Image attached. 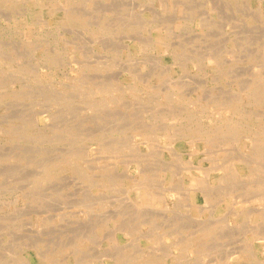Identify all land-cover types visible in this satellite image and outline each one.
<instances>
[{
    "label": "rangeland",
    "instance_id": "374dc122",
    "mask_svg": "<svg viewBox=\"0 0 264 264\" xmlns=\"http://www.w3.org/2000/svg\"><path fill=\"white\" fill-rule=\"evenodd\" d=\"M0 14V264L37 250L264 264V0H0ZM189 173L206 201L192 205ZM142 188L163 204H139ZM252 202L263 214L233 216Z\"/></svg>",
    "mask_w": 264,
    "mask_h": 264
},
{
    "label": "bare ground",
    "instance_id": "6f19581e",
    "mask_svg": "<svg viewBox=\"0 0 264 264\" xmlns=\"http://www.w3.org/2000/svg\"><path fill=\"white\" fill-rule=\"evenodd\" d=\"M14 1H16V0H14ZM27 1V0H26ZM161 1V0H160ZM18 2V1H17ZM16 2V3H17ZM45 3V2H44ZM47 7V6H46ZM45 8V7H44ZM24 9H26V8H24ZM28 9V8H27ZM39 9V8H38ZM59 9V8H58ZM61 9V8H60ZM74 9V8H73ZM37 10V9H36ZM27 11V10H26ZM34 11V10H33ZM110 11V10H109ZM42 12V11H41ZM46 12V11H45ZM44 12V13H45ZM29 13V12H28ZM32 13V12H31ZM35 13V12H34ZM33 13V14H34ZM1 15V14H0ZM60 17V16H59ZM9 18V17H8ZM26 18V17H25ZM28 18V17H27ZM62 18H64V17H62ZM25 20V19H24ZM23 20V21H24ZM41 20V19H40ZM66 20H69V21H71V20H74V17H72V16H66ZM26 21V20H25ZM32 21V20H31ZM75 21V20H74ZM34 22V21H33ZM38 23V22H37ZM205 24V23H204ZM16 27H18V26H16ZM152 42V41H151ZM150 42V43H151ZM154 44V43H153ZM1 45V44H0ZM147 47V46H146ZM5 49V48H4ZM0 53H2V51L0 52ZM5 54H6V52H5ZM4 54V55H5ZM7 55V54H6ZM5 57V56H4ZM8 57V56H7ZM8 58H10V57H8ZM2 60V59H1ZM204 60V59H203ZM9 61V60H8ZM56 61V60H55ZM65 62V61H64ZM7 63V62H6ZM52 64V63H51ZM216 65V64H215ZM5 66V65H4ZM12 66V65H11ZM0 67H3L2 65L0 66ZM13 69V68H12ZM20 69V68H19ZM57 69V68H56ZM18 70V69H17ZM74 70V69H73ZM20 71H23V70H20ZM26 72H28L27 70H25ZM9 72V71H8ZM10 73V72H9ZM12 73V72H11ZM17 73V72H16ZM20 73V72H19ZM18 73V74H19ZM21 74H23V73H21ZM20 74V75H21ZM75 74V73H74ZM5 75V74H4ZM19 75V76H20ZM6 77V76H5ZM5 77H4V79H5ZM24 77H27V75L26 76H24ZM23 77V78H24ZM7 78V77H6ZM19 78V77H18ZM28 78V77H27ZM26 78V79H27ZM3 79V80H4ZM2 80V81H3ZM10 80H13V79H10ZM24 80V79H23ZM73 80H75V79H73ZM7 81V80H6ZM14 81H16V80H14ZM72 81V80H71ZM78 81V80H77ZM76 81V82H77ZM4 82V81H3ZM75 82V81H74ZM109 82V81H108ZM144 82V81H143ZM78 83H79V81H78ZM7 85V84H6ZM71 85V84H70ZM1 86V85H0ZM9 86V85H8ZM7 86V87H8ZM21 86V85H20ZM70 87V86H69ZM68 87V88H69ZM134 87V86H133ZM71 88H72V86H71ZM78 88H80V87H78ZM5 89H7V88H5ZM12 89V88H11ZM63 89H64V86H63ZM77 89V88H76ZM172 89V88H171ZM3 90V89H2ZM8 90V89H7ZM75 90V89H74ZM114 90V89H113ZM20 91V90H19ZM115 91V90H114ZM175 91V90H174ZM72 92V91H71ZM70 92V93H71ZM119 92V91H118ZM118 92H116L115 91V93H118ZM82 93V92H81ZM170 93V92H169ZM104 94V93H103ZM87 95V94H86ZM86 95L84 94V96H85V100H86ZM93 95V94H92ZM105 95V94H104ZM54 96V95H53ZM72 97H73V95H71ZM94 96V95H93ZM170 96V95H169ZM168 96V97H169ZM230 96V95H229ZM80 97V96H79ZM101 97V96H100ZM153 97V96H152ZM171 97V96H170ZM232 97V96H231ZM236 97V96H235ZM66 98H69V97H66ZM83 98V97H82ZM112 98V97H111ZM70 99H71V97H70ZM76 99V98H75ZM113 99V98H112ZM172 99V98H171ZM71 100H73V99H71ZM79 100V99H78ZM88 100V99H87ZM184 100V99H183ZM72 102V101H71ZM227 102V101H226ZM104 103V102H103ZM224 103V102H223ZM85 104H87V102L85 103ZM89 104V103H88ZM100 105V104H99ZM142 105V104H141ZM92 106V105H91ZM105 106H107L106 104H105ZM227 106H228V108H230V109H234L236 106H235V103H233V102H229V103H227ZM101 107V106H100ZM172 107V106H171ZM184 107V106H183ZM102 108V107H101ZM171 109V108H170ZM88 110V109H87ZM81 111V110H80ZM191 113V112H190ZM206 113V112H205ZM174 115V114H173ZM200 115V114H199ZM217 115H218V112H217ZM67 116V115H66ZM109 116V115H108ZM180 116V115H179ZM188 116V115H187ZM213 116V115H212ZM220 116V115H219ZM235 116V115H234ZM191 117V116H190ZM9 118V117H8ZM24 118H25V116H24ZM71 118V117H70ZM175 118V117H174ZM182 119H183V117H182ZM189 119V118H188ZM209 119H211V118H209ZM173 121V120H172ZM180 121V120H179ZM114 122V121H113ZM1 123V122H0ZM4 123H6V122H4ZM8 123V122H7ZM234 123V122H233ZM57 124V123H56ZM78 124V123H77ZM130 124V123H129ZM172 124V123H171ZM79 125V124H78ZM174 125V124H173ZM228 125V124H227ZM207 126V125H206ZM175 127V126H174ZM12 128V127H11ZM177 128V127H176ZM186 128V127H185ZM188 128V127H187ZM107 129V128H106ZM2 130V129H1ZM1 130H0V134H1ZM183 130V129H182ZM210 130V129H209ZM209 130H207V131H209ZM228 130H230L229 128H228ZM16 131V130H15ZM216 131V130H215ZM214 131V132H215ZM6 132H8V131H6ZM60 132V131H59ZM69 132V131H68ZM178 132V131H177ZM202 132V131H201ZM204 133H206V132H204ZM7 134V133H6ZM2 135V134H1ZM10 135V134H9ZM15 135V134H14ZM65 135V134H64ZM180 135H181V133H180ZM179 134H177V136H175V138H177V137H179L180 136ZM189 135V134H188ZM193 135V134H192ZM11 136V135H10ZM83 136H84V134H83ZM191 136V135H190ZM62 137V136H61ZM82 137V136H81ZM181 137V136H180ZM184 137H185V135H184ZM76 138V137H75ZM187 138V137H186ZM4 139V138H3ZM78 139H80L79 137H78ZM114 140V139H113ZM183 141V140H182ZM195 141H197V140H195ZM204 141V140H203ZM207 141V140H206ZM96 142V141H95ZM98 142H100V141H98ZM187 142V141H186ZM193 142V141H192ZM209 142H210V140H209ZM175 143V142H174ZM207 143V142H206ZM241 143V142H240ZM102 144V143H101ZM104 144V143H103ZM120 144V143H119ZM184 144V143H183ZM192 145H193V143H191ZM116 145V144H115ZM135 145V144H134ZM137 145V144H136ZM242 145H243V143H242ZM109 147V146H108ZM117 147V146H116ZM122 147V146H121ZM173 147V145L171 146V148ZM191 147V146H190ZM189 147V148H190ZM207 147V144H206V146H205V148ZM244 147V146H243ZM98 148V147H97ZM120 148V147H119ZM99 149V148H98ZM97 149V150H98ZM175 149H176V147H175ZM105 150V149H104ZM120 150V149H119ZM108 151V150H107ZM168 151V150H167ZM174 151V150H173ZM176 151H177V149H176ZM194 151V150H193ZM99 152V151H98ZM130 152L131 151H129V154H130ZM160 152V151H159ZM175 152V151H174ZM179 152V151H178ZM172 153V152H171ZM173 154V153H172ZM191 154V153H190ZM103 155V154H102ZM246 155V154H245ZM71 156H74V155H71ZM101 156V155H100ZM126 156V155H125ZM73 158V157H72ZM56 159V158H55ZM190 160V159H189ZM48 161V160H47ZM64 161H65V159H64ZM69 161V160H68ZM92 161H94V160H92ZM243 160H241V162H242ZM55 162V161H54ZM135 162H136V160H135ZM236 162V161H235ZM239 162V161H238ZM36 163V162H35ZM65 163H67V160L65 161ZM193 163V162H192ZM201 163V162H200ZM250 163V162H249ZM59 164H61V163H59ZM69 164V163H68ZM190 164H191V161H190ZM196 164V163H195ZM195 164H191V165H195ZM242 164V163H241ZM246 164V163H245ZM258 164V163H257ZM42 165V164H41ZM72 165V164H71ZM191 165H190V167H191ZM201 166H202V164H200ZM261 165V164H260ZM57 164H54L52 167L50 166L49 168H47L46 169V171L44 172V174H45V176H51V175H53L54 174V172H56L55 170H56V168H57ZM65 166H67V165H65ZM74 166V165H73ZM198 166V165H197ZM209 166V165H208ZM48 167V166H47ZM131 167V166H130ZM139 167V166H138ZM148 167V166H147ZM186 167V166H185ZM188 167V166H187ZM196 167V166H195ZM195 167H193V169L195 168ZM204 167V166H203ZM215 167V166H214ZM263 167V166H262ZM63 168H64V166H63ZM192 168V167H191ZM199 168H200V166H199ZM189 168H187V172H189V170H192V169H189ZM195 169H197V168H195ZM205 169V168H204ZM219 169V168H218ZM62 170V169H61ZM131 170V169H130ZM141 170V169H140ZM240 170V169H239ZM239 170H238V167L237 166H233V168L231 169V173H232V175L233 176H235L236 177V175L237 176H240L239 175ZM246 170V169H245ZM256 170V169H255ZM170 171V170H169ZM198 171V170H197ZM200 171V170H199ZM198 171V172H199ZM205 171V170H204ZM204 171H203V173H204ZM208 171V170H207ZM211 171V170H210ZM214 171H216V169H214ZM219 171H222L221 169L219 170ZM62 172V171H61ZM186 172V171H185ZM230 172V171H229ZM200 173H202V172H200ZM202 173V174H203ZM206 173V172H205ZM218 173V172H217ZM44 174H43V176H44ZM209 174V173H208ZM211 174V173H210ZM226 174H228V173H226ZM230 174V173H229ZM228 174V175H229ZM12 175V174H11ZM59 175V174H58ZM118 175V174H117ZM129 175V174H128ZM201 175V174H200ZM206 175V174H205ZM36 176H37V174H36ZM44 176V177H45ZM54 176V175H53ZM204 176V175H203ZM208 177V176H207ZM39 178V177H38ZM47 178V177H46ZM111 178V177H110ZM134 178V177H133ZM137 177H135L134 179H132V180H135ZM187 179L190 181V183H189V187L186 189V188H184L185 190H187L186 192H188L187 193V195L190 193V196H191V202H192V205H194V201H200L199 200V198H202V197H200V194H197L198 192H197V189H196V187H197V183H196V181H199L198 183L199 184H201V182L200 181H202V180H197V178H196V176H194L192 173H189L188 174V176H187ZM202 179V178H201ZM224 179V178H223ZM231 179V178H230ZM257 179V178H256ZM260 179H261V177H260ZM138 180V179H137ZM136 180V181H137ZM144 180V179H143ZM207 180V179H206ZM205 180V181H206ZM218 180V179H217ZM135 181V182H136ZM261 181V180H260ZM109 182V181H108ZM138 182L139 181H137L135 184H138ZM144 182V181H143ZM213 182V181H212ZM42 183V182H41ZM206 183V182H205ZM218 183V182H217ZM223 184V183H222ZM256 184H257V182H256ZM261 184V183H260ZM264 184V183H263ZM112 185V184H111ZM146 185V184H145ZM152 185V184H151ZM181 185H183V184H181ZM136 186V185H135ZM143 186V185H142ZM223 186V185H222ZM264 186V185H263ZM139 187V186H138ZM137 186H136V188H138ZM145 187V186H144ZM162 187V186H161ZM203 187V186H202ZM260 187V186H259ZM148 188V187H147ZM158 188V187H157ZM177 188H180V187H177ZM58 189V188H57ZM181 189H182V187H181ZM196 189V190H195ZM54 190H56V188L54 189ZM142 191L139 193V195H140V199H139V204H141V205H143V204H145L146 203V200H148V198L149 199H151V203L150 204H153L156 200H158V197H156L155 195L156 194H159V193H153L152 191H150V190H144L143 188L141 189ZM220 190V189H219ZM226 190V189H225ZM229 190V189H228ZM138 191H139V189H138ZM171 191H172V189H171ZM174 191V190H173ZM179 191V190H178ZM182 191V190H181ZM198 191H199V189H198ZM205 191H207V190H205ZM11 192H12V190H11ZM209 192V191H208ZM165 193V192H164ZM206 193V192H205ZM186 194V193H185ZM196 194H197V196H196ZM203 194V193H202ZM207 194V193H206ZM206 194H204V198H202V199H204L205 201L208 199V196L206 195ZM227 194V193H226ZM4 195V194H3ZM162 195V194H161ZM186 195V198L189 196H187ZM4 196H6V194L4 195ZM9 196V195H8ZM159 196V195H158ZM189 196V197H190ZM195 196H196V198H195ZM167 197V196H166ZM175 197V196H174ZM177 197V196H176ZM189 197H188V199H189ZM1 198H3V197H1ZM161 198V197H160ZM159 198V199H160ZM169 198H171V197H169ZM177 198H180L179 196L177 197ZM177 198H175L176 199V201H177ZM195 198V199H194ZM126 199V198H125ZM129 199V198H128ZM181 199V198H180ZM180 199H179V202H180ZM123 200V199H122ZM135 200V199H134ZM187 200V199H186ZM203 200V201H204ZM235 200V199H234ZM242 200V199H241ZM223 201V200H222ZM254 201V200H253ZM164 202V201H163ZM236 202V201H235ZM248 202V201H247ZM246 202V203H247ZM251 202V201H250ZM249 202V203H250ZM125 203V202H124ZM128 203V202H127ZM158 203H159V200H158ZM160 203H162V202H160ZM160 203H159V205H160ZM169 203V202H168ZM249 203H247V204H249ZM163 204V203H162ZM122 205V204H121ZM155 206L156 205H158V204H154ZM165 205V204H164ZM228 205H230V204H227L226 205V207L228 206ZM236 205V204H235ZM235 205H234V209H235ZM253 205H254V203L252 202V204L250 205V207L248 208L247 206H249V205H245V209H244V211H242V212H239V211H235V215L233 214V216L234 217H236L237 219H240L243 215H244V212H247V211H249L250 213H251V215H252V213L254 214H257L258 212H260V213H262V211H260V209L261 208H254L253 207ZM154 206V207H155ZM174 206V205H173ZM231 206V205H230ZM229 206V207H230ZM121 207V206H120ZM197 207V210H198V207H199V205H197L196 206ZM225 207V204H224V206L222 207V208H224ZM232 208V209H233ZM251 208H254V209H251ZM135 209V208H134ZM136 209H137V207H136ZM141 209V208H140ZM145 209V208H144ZM173 209V208H172ZM231 209V210H232ZM233 209V210H234ZM147 210V209H146ZM158 210V209H157ZM163 210H165V209H163ZM228 210V209H227ZM142 211H144V210H142ZM148 211H150V210H148ZM153 213H154V210L152 209L151 210ZM191 211H193L194 213H195V207L193 208V209H191ZM222 211H224V210H222ZM225 211H226V208H225ZM160 212H162V211H160ZM189 212V211H188ZM213 212V211H212ZM228 213H229V211H227ZM230 212H232V211H230ZM234 212V211H233ZM249 212H247V213H249ZM117 213V212H116ZM138 213V212H137ZM143 213V212H142ZM145 213V212H144ZM155 213H156V211H155ZM157 213H159L158 211H157ZM259 213V214H260ZM126 214V213H125ZM141 214V213H140ZM139 214V215H140ZM152 214V213H151ZM161 214V213H160ZM255 214L254 215H252V217H255ZM258 214V215H259ZM263 214V213H262ZM137 215V214H136ZM142 215V214H141ZM231 215V214H230ZM229 215V216H230ZM249 215V214H248ZM248 215H244V216H248ZM251 215H249V216H251ZM261 215V214H260ZM133 216V215H132ZM143 216V215H142ZM248 216V217H249ZM257 216V215H256ZM141 217V216H140ZM194 217V216H193ZM199 217V216H198ZM226 216H224V218H225ZM261 217V216H260ZM195 218H197V217H195ZM263 218V217H262ZM164 219V218H163ZM223 219V218H222ZM257 219V218H256ZM261 219V218H260ZM154 220V219H153ZM220 220V219H219ZM227 220H229L228 218H227ZM144 221H146V220H144ZM148 221H149V219H148ZM169 221V220H168ZM171 221V220H170ZM123 222V221H122ZM140 222V221H139ZM229 222V221H228ZM110 223V222H109ZM149 223V222H148ZM230 223V222H229ZM228 223V224H229ZM112 224V223H111ZM121 225V224H120ZM230 225V224H229ZM232 225V224H231ZM250 225V224H249ZM169 226V225H168ZM153 227H154V225H153ZM152 228V227H151ZM260 228V227H259ZM116 230H118L117 228H115ZM114 229V231H116ZM205 229V228H204ZM208 230H209V232L211 233V230L210 229H212V228H207ZM124 230V229H123ZM152 230V229H151ZM206 230V229H205ZM204 230V232L205 233H193V234H190V235H192V236H189V237H187L186 238V240H184V242H185V246L186 247H191V246H193V245H196V244H199V242H201L202 241V239H204L208 234H209V232H207V231H205ZM145 231V230H144ZM199 231V230H198ZM200 231H203V230H201V228H200ZM199 231V232H200ZM259 231V230H258ZM123 232V231H122ZM261 232V231H260ZM114 234V233H113ZM116 234V233H115ZM114 234V235H115ZM131 235V234H130ZM143 235V234H142ZM254 235H255V233H254ZM144 236V235H143ZM146 236H148V235H146ZM185 238V237H184ZM259 238V237H258ZM115 239V238H114ZM138 239V238H137ZM161 239V238H160ZM131 240V239H130ZM256 240H258V239H256ZM262 240V239H261ZM33 241V240H32ZM34 241H37V240H34ZM137 241V240H136ZM178 241V240H177ZM182 241V240H181ZM264 241V240H263ZM114 242V241H113ZM262 243V242H261ZM29 244V243H28ZM127 244V243H126ZM176 244V243H175ZM30 245V244H29ZM35 245V244H34ZM115 245V244H114ZM25 246H28V245H25ZM118 246V245H117ZM127 246V245H126ZM130 246V245H129ZM44 247V246H43ZM110 247H112V246H110ZM169 247V246H168ZM28 248H29V246H28ZM31 248H33V247H31ZM117 248V247H116ZM115 248V249H116ZM120 248V247H119ZM140 248V247H139ZM35 249V248H34ZM131 249V248H130ZM262 249H264V248H262ZM37 250V249H36ZM116 251V250H115ZM139 251V250H138ZM11 251H9V253H10ZM118 252H120V251H118ZM190 253V252H189ZM246 253V252H245ZM262 254L264 253V252H261ZM16 254V253H15ZM104 254V253H103ZM139 254H141V253H139ZM51 255V254H50ZM49 255V256H50ZM57 255V254H56ZM169 255V254H168ZM237 255V254H236ZM243 255H244V253H241V254H239L237 257L235 256L234 257V259L232 258V260L233 261H239V260H242V259H244L243 258ZM247 255V254H246ZM246 255H245V257H246ZM251 255V254H250ZM253 255V254H252ZM1 256V255H0ZM5 256V255H4ZM15 256H18V255H15ZM101 256V255H100ZM123 256V255H122ZM173 256V255H172ZM1 257H3V256H1ZM13 257V256H12ZM103 257V256H102ZM108 257V256H107ZM127 257V256H126ZM134 257V256H133ZM145 257H146V255H145ZM150 257V256H149ZM251 257V256H250ZM255 257V256H254ZM6 258V257H5ZM118 258V257H117ZM136 258V257H135ZM150 258H152V257H150ZM173 258V257H172ZM13 259V258H12ZM21 259V260H20ZM19 259V263L20 264H53L52 262H50L49 260H48V258H47V256H45L43 253H41L39 250H37L36 251V253L35 252H33L32 253V257H31V259L30 258H20ZM145 259V258H144ZM153 259H155V258H153ZM164 259V258H163ZM263 259V258H262ZM79 260V259H78ZM136 260V259H135ZM134 260V261H135ZM146 260H148V259H146ZM162 260V259H161ZM246 260V259H245ZM248 260H250V258L248 259ZM3 261H4V259H3ZM12 262H13V260H11ZM15 261H16V259H15ZM53 261V260H52ZM126 261V260H125ZM133 261V260H132ZM133 261V262H134ZM140 261V260H139ZM145 261V260H144ZM9 262V261H8ZM18 262V261H17ZM56 262V261H55ZM54 262V263H55ZM131 262V261H130ZM132 262V263H133ZM142 262V261H141ZM154 262V261H153ZM158 262V261H157ZM156 262V263H157ZM171 262H172V260H171ZM250 262V261H249ZM257 262V261H256ZM1 263V262H0ZM158 263H160V262H158ZM169 263V262H168ZM173 263V262H172ZM233 263V262H232ZM260 263V262H259ZM6 264H7V262H6ZM13 264V263H12ZM126 264V263H125ZM135 264V263H134ZM138 264H153L152 263V260H148V261H145V262H142V263H138ZM234 264V263H233Z\"/></svg>",
    "mask_w": 264,
    "mask_h": 264
}]
</instances>
